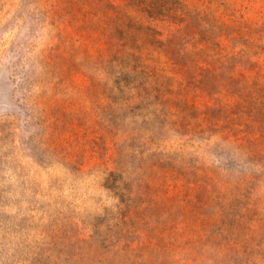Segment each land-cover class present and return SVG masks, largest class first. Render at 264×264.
Wrapping results in <instances>:
<instances>
[{"label": "rangeland", "instance_id": "obj_1", "mask_svg": "<svg viewBox=\"0 0 264 264\" xmlns=\"http://www.w3.org/2000/svg\"><path fill=\"white\" fill-rule=\"evenodd\" d=\"M0 264H264V0H0Z\"/></svg>", "mask_w": 264, "mask_h": 264}]
</instances>
